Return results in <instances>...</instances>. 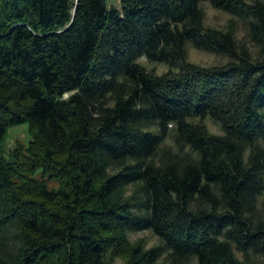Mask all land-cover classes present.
I'll use <instances>...</instances> for the list:
<instances>
[{"label":"trees","instance_id":"16d2710c","mask_svg":"<svg viewBox=\"0 0 264 264\" xmlns=\"http://www.w3.org/2000/svg\"><path fill=\"white\" fill-rule=\"evenodd\" d=\"M119 260L264 264V0H0V264Z\"/></svg>","mask_w":264,"mask_h":264},{"label":"rangeland","instance_id":"374dc122","mask_svg":"<svg viewBox=\"0 0 264 264\" xmlns=\"http://www.w3.org/2000/svg\"><path fill=\"white\" fill-rule=\"evenodd\" d=\"M113 5H119V0H112ZM202 9L204 11V25L206 27L215 28L219 30H228L229 27H232L236 38L240 41L247 40V25L246 22L240 20L239 18L231 16L229 13L217 10L213 8L209 3H203ZM189 60L192 63H195L200 66H213L224 64L227 60L225 58L219 57L217 55L207 53L201 50H198L192 46L188 47ZM142 63L147 67L148 70H154L158 74H162L167 71V68L164 65L156 63H148L145 60H142ZM206 124L213 133H220V128L214 124L212 121L207 120ZM30 140V134L28 131L27 125L16 127L12 129L9 133L8 143L9 145L14 144L15 142H24L27 143ZM129 239L132 242L142 239L147 248H152L158 245H161L160 240L155 236L150 230H145L141 232H133L129 234ZM167 256L164 254L162 260ZM116 264H121V261H117ZM166 264H171L167 262ZM189 264H197L195 260L191 261Z\"/></svg>","mask_w":264,"mask_h":264}]
</instances>
